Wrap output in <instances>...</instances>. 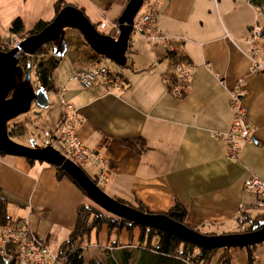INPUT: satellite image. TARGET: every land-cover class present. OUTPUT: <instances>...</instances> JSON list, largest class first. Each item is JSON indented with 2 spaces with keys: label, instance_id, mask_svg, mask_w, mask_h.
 <instances>
[{
  "label": "crops",
  "instance_id": "obj_1",
  "mask_svg": "<svg viewBox=\"0 0 264 264\" xmlns=\"http://www.w3.org/2000/svg\"><path fill=\"white\" fill-rule=\"evenodd\" d=\"M52 1L36 2L22 13L6 10L0 14V24L8 26L18 16L26 30L35 21L52 17ZM68 1L81 9L95 29L103 21L105 28L97 31L112 28L115 35V18L126 0ZM253 25L260 27L261 34L247 39ZM154 28L173 54L166 53L160 39L149 42L130 32L119 69L110 64L101 68L100 56L95 54L84 60L79 51L88 47L75 30L65 29V49L52 70L53 91L61 105L54 126L62 116L63 103L75 109L74 135L100 163L87 161L81 164L85 172L80 169L95 179L101 191L113 195L104 192L109 197L128 206L139 203L156 214L177 202L184 210L186 227L231 233L226 230L235 225V216L249 200L243 181L250 176L264 179V69L254 67L264 58V5L257 7L248 0H158ZM93 62L117 73L121 86L82 88L71 78L74 71ZM175 62L188 70L181 96L167 87ZM232 88L244 108L251 137L238 140L236 157L229 159L223 142L210 132L228 128ZM135 137L144 143L138 154L120 143L122 138ZM0 194L7 201L9 218L25 221L29 232L51 248L66 238L75 206L89 205L68 179L55 178L52 166L29 164L13 155L0 156ZM136 236V229H131L132 244ZM96 239L98 245L113 240L123 245L127 234L102 229ZM227 254L228 264H244L243 248H228ZM252 256V264H264V241L255 244Z\"/></svg>",
  "mask_w": 264,
  "mask_h": 264
},
{
  "label": "water",
  "instance_id": "obj_2",
  "mask_svg": "<svg viewBox=\"0 0 264 264\" xmlns=\"http://www.w3.org/2000/svg\"><path fill=\"white\" fill-rule=\"evenodd\" d=\"M146 0H126L115 18L116 33L111 36L97 31L81 9L66 3L35 33L18 41L21 52L31 54L38 45L47 42L52 55L61 56L65 49V29L75 30L83 43L96 56L104 57L118 66L125 61L124 52L129 38L134 14ZM15 48L0 50V153L41 161L62 170L80 189L84 196L98 208L134 225L164 232L196 248H233L255 245L264 241V218L256 228L245 232L201 234L163 214L143 213L106 195L72 161L50 146L46 140L36 143L17 142L7 134V122L25 113L30 105L44 108L48 104L47 92L34 88L29 81V65L17 63ZM35 111L34 114H37Z\"/></svg>",
  "mask_w": 264,
  "mask_h": 264
},
{
  "label": "trees",
  "instance_id": "obj_3",
  "mask_svg": "<svg viewBox=\"0 0 264 264\" xmlns=\"http://www.w3.org/2000/svg\"><path fill=\"white\" fill-rule=\"evenodd\" d=\"M248 1L257 7L264 5V0ZM66 3L70 2L68 0H53V14L59 7ZM48 20L35 21L28 29L25 30V33L20 34L18 38L21 39L28 34L35 33ZM21 29L22 24L18 16H14L9 20L7 28L8 32L15 35L16 33L21 32ZM104 33L113 35L114 31L112 28H109V30ZM82 45L84 46L83 43ZM166 51L167 54H173L169 52L170 50L166 49ZM79 54L80 56L84 55L82 57L86 61L95 58V55L86 48H80ZM58 58V56L51 54L49 44L44 42L34 48L31 54L21 53L17 58V63L21 67H24L26 63H28L29 68L33 65L35 76L33 87H40L45 92H49L54 90L52 70L57 63ZM110 72L115 73L113 71ZM173 79L174 78L172 77V79L167 83L168 88H170L169 86L171 85ZM182 94L183 92L176 95L181 96ZM29 120L30 119L28 117H24L21 121H13L10 125H7L6 129L8 136L12 139L19 137L23 132V124ZM120 143L122 146L133 150L137 154L143 150L144 146L143 140L140 137L122 138L120 139ZM1 155L4 154L0 153V156ZM24 159L29 164L34 162L27 158ZM78 167L80 168V166ZM53 169L55 171L56 179L65 177L80 191L75 183L62 170L56 167H53ZM90 179L95 183L94 178ZM114 199L123 203L117 198ZM6 204L7 201L0 194V230L5 225H17L22 226V229L29 232L25 225V221L9 218L6 213ZM130 206L139 212L149 213L139 203H135ZM247 206L251 205H245L234 218V223L237 225L247 222L245 227L236 232H245L254 229L256 228L258 222L264 218L263 214H257L252 219H249L245 213V208ZM161 214L165 215L174 222L185 225L183 222L184 210L177 202H174L165 212ZM240 217H242V220L239 221L238 219ZM133 228L137 231L136 241L134 244L130 242V232ZM188 228L205 235L214 234L212 232H201L199 227ZM102 229L106 233H118L120 230L125 231L127 234V242L124 246H120L116 243V240H113L108 243L109 249H102L103 257L101 260L92 258L84 260L82 257V251L84 249L83 243L93 236L96 238L97 234ZM30 234L32 235V233ZM42 244L44 243L42 242ZM254 246L255 245L237 247L245 250L244 264H252V249ZM47 247L51 250L49 246ZM227 250L228 248H196L164 232L137 226L124 219L109 216L107 213H103L95 207L87 204H78L74 208L73 224L71 229L68 231L66 238L57 245L54 251H51L53 252L55 259L52 264H228L229 257ZM15 254L16 246H13L11 243H6L4 248H2V254L0 252V264H15ZM211 261L213 262L211 263Z\"/></svg>",
  "mask_w": 264,
  "mask_h": 264
},
{
  "label": "built area",
  "instance_id": "obj_4",
  "mask_svg": "<svg viewBox=\"0 0 264 264\" xmlns=\"http://www.w3.org/2000/svg\"><path fill=\"white\" fill-rule=\"evenodd\" d=\"M157 7L158 0L144 1L132 18L130 32L149 42L158 38L166 49H170L168 42L154 28V16ZM260 34L261 30L259 26H250L247 39L254 38ZM18 40L14 34L5 31L0 37V50L14 47L15 52L18 54L20 52ZM254 67L258 70L264 69V58L258 63L255 62ZM187 71V66L184 64L179 62L173 64L174 79L169 86L173 94H180L184 91ZM71 78L75 79L82 88L89 85H103L105 88L110 89L121 86L123 82L116 73L99 68L95 62L91 63L85 69L74 71L71 74ZM228 102L232 110V118L228 128L222 132L211 131L210 135L223 142L226 157L233 159L237 153V141L241 139L249 140L251 135L244 108L239 104L235 88L229 90ZM63 107L62 116L53 129L55 138L66 151L63 156L75 164L76 162L82 164L90 161L99 165L100 163L96 155L85 149L74 135V128L78 123L75 109L66 103H63ZM243 192L249 198L245 202V205L249 204L253 207L264 209V179H259L254 176L247 177L243 181ZM238 220H242V217ZM21 227L17 225H5L1 228V254L2 248H4L6 243H11L13 246H16V254L14 255L15 264H52L55 260L53 252ZM105 245V248L109 249L107 244Z\"/></svg>",
  "mask_w": 264,
  "mask_h": 264
},
{
  "label": "rangeland",
  "instance_id": "obj_5",
  "mask_svg": "<svg viewBox=\"0 0 264 264\" xmlns=\"http://www.w3.org/2000/svg\"><path fill=\"white\" fill-rule=\"evenodd\" d=\"M40 1L42 2V0H0V14L2 12H5L6 10L18 11L20 13L27 12L31 9V7L33 5L36 4V2H40ZM29 4H31V5L29 6ZM85 12H87V11H85ZM95 27H97L96 29L105 28V24L101 20L100 22H98L96 24ZM7 28H8V26L5 23H3L0 26V33L3 30L5 31ZM24 29H22L21 32H18L15 35L18 37V36H20V34H24L25 33ZM0 36H2V33L0 34ZM66 39H67V43L68 42L70 43V37L68 35L66 36ZM21 53H23V52H21V50H20V52L17 54V58ZM97 64L101 68H106V65H109V64L111 66H113L115 69L121 68L120 66L114 64L113 62H111L108 59H105L103 57H97ZM28 77H29V81L32 84H34L33 65L30 67V69L28 71ZM54 90H55V87H54ZM47 98H48V104L46 107L36 108L35 106L30 105L29 109L25 113H22V114L18 115L17 117L9 120L7 122V125H10L11 122H13V121H21L24 117H28L30 120L23 124L22 134L19 137L14 138V140L17 142H21V143H27L28 139L31 138L36 143H39V145L43 141L47 140L50 143V146L52 148H54L56 151H58L61 155H64L66 153V151H65L64 147L62 145H60V142L55 138L54 132H53L56 117L59 115L58 112L60 111L61 105H59V99L57 98V95H56V93H54V91L47 92ZM35 111H38V115H36V116L34 115ZM48 130H49V132H48ZM76 164L78 166H80V168L85 172V166H82L78 162H76ZM104 192L106 194H108L109 196L113 197V195H111L107 191H104ZM114 198H116V197H114ZM88 203L90 206L95 207L96 209L102 211L103 213H106L102 209L98 208L91 201H89ZM245 213L247 214V217H249V219H252L257 214H263L264 215V209H260V208L253 207V206H247L245 208ZM107 214L109 216H113L109 213H107ZM246 224H247V222H244L240 225L232 224V228L226 230V232H236V231L242 229L243 227H245ZM109 238H112V236L109 235ZM98 241L93 236L83 243L84 249L82 251V257L84 260L91 259V258L96 259V260L102 259V257H103L102 249H105L106 245H105V243L100 244V245L95 244V243H98ZM124 245H125V243L123 245H120V246H124ZM107 246H108V244H107ZM55 248H51V250L54 251Z\"/></svg>",
  "mask_w": 264,
  "mask_h": 264
},
{
  "label": "bare ground",
  "instance_id": "obj_6",
  "mask_svg": "<svg viewBox=\"0 0 264 264\" xmlns=\"http://www.w3.org/2000/svg\"><path fill=\"white\" fill-rule=\"evenodd\" d=\"M8 32V31H7ZM8 33H10V32H8ZM16 36V35H15ZM17 37V36H16ZM18 38V37H17ZM19 39V38H18ZM19 41V40H18ZM25 54V53H24Z\"/></svg>",
  "mask_w": 264,
  "mask_h": 264
}]
</instances>
